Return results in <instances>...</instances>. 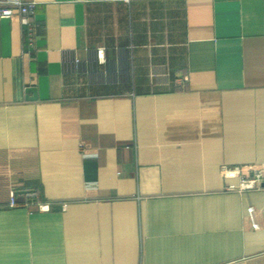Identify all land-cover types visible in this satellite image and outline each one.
Instances as JSON below:
<instances>
[{
  "label": "crops",
  "instance_id": "1",
  "mask_svg": "<svg viewBox=\"0 0 264 264\" xmlns=\"http://www.w3.org/2000/svg\"><path fill=\"white\" fill-rule=\"evenodd\" d=\"M19 1L32 39L0 17V264H264V180L221 172L264 165V0Z\"/></svg>",
  "mask_w": 264,
  "mask_h": 264
},
{
  "label": "built area",
  "instance_id": "2",
  "mask_svg": "<svg viewBox=\"0 0 264 264\" xmlns=\"http://www.w3.org/2000/svg\"><path fill=\"white\" fill-rule=\"evenodd\" d=\"M128 1V0H125ZM35 5L24 4L19 0H8L4 3H0V17L11 19L17 15L20 16V20L23 26L26 27L28 37L32 39L34 32V15ZM97 60L99 64L106 63L105 48L100 47L97 50ZM188 81L187 77H180L176 80L177 87H185ZM221 172L226 179L239 178L242 182L240 186L248 189H255L261 186L264 180V165L261 168L255 169L250 175H243L239 167H227L223 166ZM22 197L24 199V205L29 209H36L39 212L49 210V203L42 201L41 195L38 191H26L23 192ZM17 194L11 193L9 206L14 208L18 205ZM67 205H63L65 210Z\"/></svg>",
  "mask_w": 264,
  "mask_h": 264
},
{
  "label": "rangeland",
  "instance_id": "3",
  "mask_svg": "<svg viewBox=\"0 0 264 264\" xmlns=\"http://www.w3.org/2000/svg\"><path fill=\"white\" fill-rule=\"evenodd\" d=\"M262 166H263V165H262ZM262 166H261V167H262ZM222 167H223V166H222ZM227 167H229V166H227ZM261 167H260V168H261ZM257 169H258V168H257ZM241 182H242V181H241V180H239V186H238V190H241V191H243V190H246V189H248V188H243V186H240V185H241Z\"/></svg>",
  "mask_w": 264,
  "mask_h": 264
}]
</instances>
